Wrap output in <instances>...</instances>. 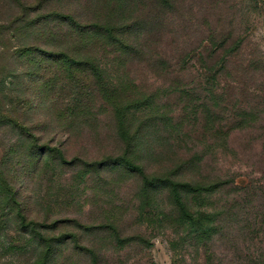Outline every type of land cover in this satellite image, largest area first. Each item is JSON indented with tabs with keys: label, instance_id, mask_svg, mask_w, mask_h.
<instances>
[{
	"label": "rangeland",
	"instance_id": "374dc122",
	"mask_svg": "<svg viewBox=\"0 0 264 264\" xmlns=\"http://www.w3.org/2000/svg\"><path fill=\"white\" fill-rule=\"evenodd\" d=\"M153 1L132 16L156 22L129 30L134 56L90 32L83 40L68 21L113 24L111 1L0 0V264H93L87 250L99 264H264V0ZM221 45L237 49L209 96L204 50ZM165 177L235 179L192 204L228 213L218 236L201 243L178 226Z\"/></svg>",
	"mask_w": 264,
	"mask_h": 264
},
{
	"label": "trees",
	"instance_id": "16d2710c",
	"mask_svg": "<svg viewBox=\"0 0 264 264\" xmlns=\"http://www.w3.org/2000/svg\"><path fill=\"white\" fill-rule=\"evenodd\" d=\"M111 1L115 5V11L117 12V21H114L113 24L111 21L108 19V16H106V21L104 23H96L91 26H83L78 24L73 18H69L68 21L70 22V25L74 29V31L77 32L79 36H83L82 39L87 41L86 38H89L88 33L90 32L91 34H94L96 37L104 38L105 42H107L111 46H119V50L122 49V53H129L130 51H133L134 56L142 55V50H140L139 46L136 44H129L126 38V35L129 34V30L132 29V33L139 34L143 33L148 26L152 27L155 26L156 22H146L145 19L142 21L141 19H137L133 16V14H136L138 11H140L145 3V0H99V2L102 3L103 7L107 5V3ZM174 0H154L153 3L155 4L154 6H157L160 10H165L166 7H173ZM122 21L124 22V25L118 26V22ZM130 22V23H129ZM150 41V39H148ZM101 40H90L89 44L95 46L98 42L100 43ZM134 42V41H133ZM224 45H221L220 47H214L211 48V50L205 49L204 51L207 53V57L203 58L204 60V83H205V88L203 89V86L201 90L204 92H207L209 96H213L217 89V82L220 80V77H224L227 74L228 70V60L230 61V58H232L235 54V48H226ZM127 50V52L125 51ZM220 54L217 56V54ZM56 58L59 59H67L69 61H72L73 64H86L88 62H83V63H77L74 61L68 54H63V55H55ZM213 59V61H212ZM160 63H167V62H160ZM170 68V66L168 67ZM95 73L99 74V71L97 68H94ZM181 73L184 72L183 69L180 70ZM93 72V74H95ZM178 87L181 88V85ZM219 88V87H218ZM200 89H196V91H201ZM222 95L230 92V86L227 88L221 89ZM182 95H189V91H183L181 92ZM212 99V98H211ZM202 100V99H201ZM200 100V101H201ZM198 101V102H200ZM211 101V100H210ZM117 105V104H116ZM199 108H196V111L198 112L200 109H204L207 105V103L203 102L199 104ZM207 114V111H204ZM117 118L119 121V124H123V118H124V112L118 111L117 112ZM12 121H17V119L12 118ZM180 123L176 124L177 127L183 128V123L185 122L184 120H179ZM182 121V122H181ZM151 122V121H150ZM166 123V128L168 125H175V122L173 120V117L167 118ZM145 123V122H144ZM156 129V127H154ZM154 132H160V130H155ZM154 135V134H153ZM120 136L122 140L125 142L128 140V142L132 141V136L129 133V130L125 128V126H122L120 129ZM52 152H55V150H52ZM62 160L65 158L61 156ZM198 159H193L191 163L195 164L198 163L200 164L202 162V158ZM117 164H119L120 160H122V163H125L130 170H136L140 174V177L143 178L144 182H146L147 186L146 189L150 188H158V186L155 185V182L157 180H151L146 173H144V169L142 167L136 166L133 164L132 161H129L126 159V157H118L115 158ZM190 164V163H189ZM188 164V165H189ZM182 165V164H181ZM180 165V168H181ZM186 167V166H185ZM184 167V168H185ZM156 179V178H155ZM209 177H203L204 181L197 182L195 184L192 183H182V182H173L170 180V177H165L163 180H161V185L164 187V189L168 190V193L170 196L174 197L176 200V203L178 205V211H179V216H178V222L180 227H184L189 229L190 233L194 235L195 237L193 239H196L197 241L203 243L205 237H208L213 239L214 237L218 236L220 228L217 227L216 222L219 219L220 216H228V213H223L221 215L216 216L215 209L213 211H202L199 209H196L192 204L195 200L199 199L200 196H212L215 195L218 192L222 191V188H226L228 186L233 187L235 185L234 181L235 179H230V180H222L219 178L216 181H209ZM233 189V188H232ZM236 192V195L239 197L240 194H248L246 191V188L244 189L243 187H236L234 189ZM191 197H194L192 201ZM202 207V206H200ZM229 209H232L229 208ZM260 220L258 222V229L259 233L263 234L264 232L260 231L264 229V215L261 214L260 212ZM25 227V225H24ZM111 228L114 229V225L111 226ZM37 234V236L42 237L40 233L34 230L33 234ZM207 240V239H206ZM90 253L91 259L93 264H99L101 260V256L96 253L93 250H87ZM51 257V256H50Z\"/></svg>",
	"mask_w": 264,
	"mask_h": 264
}]
</instances>
